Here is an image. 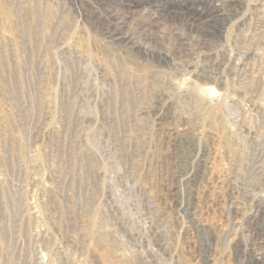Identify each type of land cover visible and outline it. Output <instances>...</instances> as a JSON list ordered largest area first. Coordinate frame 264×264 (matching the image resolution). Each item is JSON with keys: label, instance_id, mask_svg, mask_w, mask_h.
Wrapping results in <instances>:
<instances>
[{"label": "rangeland", "instance_id": "obj_1", "mask_svg": "<svg viewBox=\"0 0 264 264\" xmlns=\"http://www.w3.org/2000/svg\"><path fill=\"white\" fill-rule=\"evenodd\" d=\"M0 264H264V0H0Z\"/></svg>", "mask_w": 264, "mask_h": 264}]
</instances>
